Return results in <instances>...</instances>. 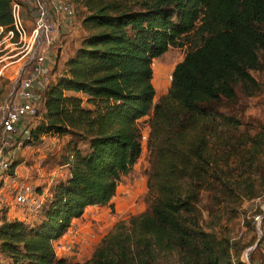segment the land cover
I'll list each match as a JSON object with an SVG mask.
<instances>
[{
    "label": "trees",
    "instance_id": "obj_1",
    "mask_svg": "<svg viewBox=\"0 0 264 264\" xmlns=\"http://www.w3.org/2000/svg\"><path fill=\"white\" fill-rule=\"evenodd\" d=\"M67 1L78 10V46L40 94L39 122L23 147L69 136L87 150L70 149L67 176L37 214L0 218V264H78L55 257L53 243L86 208L109 205L139 159L145 117L146 211L117 223L82 264H244L254 240L230 238V226L243 202L264 192L255 179L264 125L250 134L222 109L236 89L246 99L260 90L250 73L264 71V0ZM9 24V0H0V27ZM181 42L197 46L154 102L152 61ZM259 244L248 264H264Z\"/></svg>",
    "mask_w": 264,
    "mask_h": 264
},
{
    "label": "rangeland",
    "instance_id": "obj_2",
    "mask_svg": "<svg viewBox=\"0 0 264 264\" xmlns=\"http://www.w3.org/2000/svg\"><path fill=\"white\" fill-rule=\"evenodd\" d=\"M79 34V28L76 24L73 29L65 30L55 45L49 49L46 56V61L48 63L44 65V70L50 80H53L59 75L62 62L70 57L74 49L77 48ZM181 44V46L169 48L162 57L152 61L151 85L154 90V102L166 95L169 88V75L173 67L183 59L186 53L197 46V44L193 42L190 44L181 42ZM250 74L259 83L260 90L258 94L246 99L243 98L239 90L236 89V100L231 104L223 105L222 110L244 120L247 123L245 129L248 130L250 134H253L258 131L260 125H264V71ZM1 84L5 87L7 83L4 81ZM148 118L149 117H145L137 123L141 133V154L139 159L136 161L131 171L120 179L114 197L111 199L109 205L102 207L100 210L96 209L86 213L87 222L90 223L93 228L92 231H87L85 234V238H89V241L86 240L87 243L89 242L90 244L88 252L93 250L94 247L99 244L102 237L110 232L117 223H125L129 218L138 216L146 211V179L144 174L147 168L146 137L148 133ZM38 122L39 119L37 118L25 125L29 124V126L34 128ZM74 141L75 140L71 139L69 136H43L36 145L21 150L17 157V164H19L18 172L35 188V193L37 195H43L45 198V196L49 194L51 186L67 176L68 168L67 166L63 167V162L72 147L76 146L80 152H86L87 149L84 144H75ZM255 179L259 180L258 184H262L264 179V161ZM207 200L208 195L205 193L202 194V206L200 209L202 223L205 222L206 219L203 205H206ZM241 210L244 214L238 215L233 221L230 226L229 237L238 239L243 243L254 240V244L249 247V249H251L250 252L259 242L260 244L255 250V255L257 256L260 254L264 257V231L262 228H256L255 225L252 224V218L255 215L260 216L264 214V192L261 193L260 197L250 202H243ZM96 219L100 224L101 231L94 230L97 226V224L94 225L95 222H97ZM247 223L250 224L252 229H250L251 227H246ZM73 239L74 236L71 240L69 239L71 246L74 245L72 242ZM76 251V249L75 251L70 249L69 253L73 255H69L66 250L59 254L57 258H62L68 262H75L78 264L86 262L88 259L87 257H83L80 254L78 257L74 255ZM85 253H87V251ZM243 254H245V252L241 255V262H244ZM163 260H166L168 263L171 261V257H165Z\"/></svg>",
    "mask_w": 264,
    "mask_h": 264
},
{
    "label": "built area",
    "instance_id": "obj_3",
    "mask_svg": "<svg viewBox=\"0 0 264 264\" xmlns=\"http://www.w3.org/2000/svg\"><path fill=\"white\" fill-rule=\"evenodd\" d=\"M9 7V27H0V205L11 203L27 220L40 211L44 196L18 172L17 157L29 148L23 147L25 124L38 118L40 94L50 82L44 70L47 53L65 30L76 26L78 10L67 0H9ZM11 67L14 74L7 76ZM252 222L264 231V214ZM68 232L53 243L55 257L69 250V239L77 236ZM250 250L243 254L245 264Z\"/></svg>",
    "mask_w": 264,
    "mask_h": 264
},
{
    "label": "crops",
    "instance_id": "obj_4",
    "mask_svg": "<svg viewBox=\"0 0 264 264\" xmlns=\"http://www.w3.org/2000/svg\"><path fill=\"white\" fill-rule=\"evenodd\" d=\"M14 71H15L14 67H11L10 69H8L6 71V75L11 76L14 74ZM0 207H1L0 208V218H5L6 220H10V221L11 220H17V221L25 220V218L18 212V210L11 203L6 202L5 204L0 205ZM101 208L102 207H88L83 211V214L81 215L80 218L75 219L71 222L70 228L68 230L69 231L68 234H70L73 231H76L79 236L78 235L74 236L75 238L72 241L74 243V245L69 247V250H67L68 253L70 252V249H73V251H75V249H76L77 251L74 252L75 256L78 257L80 254L83 257H87L89 259L92 250H90L88 252V249L90 248L89 247L90 244H89V242L87 243L86 240L89 241V238H85V236H86L85 234L87 231L88 232L92 231L93 228H92V225L87 222L86 213L91 212L92 210H96V209L100 210ZM26 219H28V218H26ZM97 219H96L97 222H95V224H94V225L97 224V226H96V229H94V230L101 231V227H100V224L98 222L99 219L98 220ZM105 234H106V232H105ZM92 239H93V237H92ZM98 242H97V244H98ZM86 251H87V253H85ZM70 254L71 253H69V255ZM71 255H73V254H71Z\"/></svg>",
    "mask_w": 264,
    "mask_h": 264
},
{
    "label": "water",
    "instance_id": "obj_5",
    "mask_svg": "<svg viewBox=\"0 0 264 264\" xmlns=\"http://www.w3.org/2000/svg\"><path fill=\"white\" fill-rule=\"evenodd\" d=\"M253 249V248H252Z\"/></svg>",
    "mask_w": 264,
    "mask_h": 264
}]
</instances>
